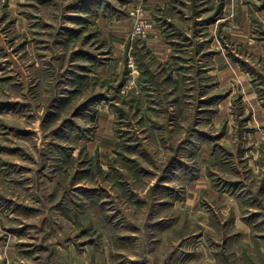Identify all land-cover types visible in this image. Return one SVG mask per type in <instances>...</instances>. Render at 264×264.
I'll return each instance as SVG.
<instances>
[{"label":"rangeland","instance_id":"1","mask_svg":"<svg viewBox=\"0 0 264 264\" xmlns=\"http://www.w3.org/2000/svg\"><path fill=\"white\" fill-rule=\"evenodd\" d=\"M0 264H264V0H0Z\"/></svg>","mask_w":264,"mask_h":264},{"label":"built area","instance_id":"2","mask_svg":"<svg viewBox=\"0 0 264 264\" xmlns=\"http://www.w3.org/2000/svg\"><path fill=\"white\" fill-rule=\"evenodd\" d=\"M151 26L152 23L147 20L139 21L134 27V32L136 34H145L147 32V28Z\"/></svg>","mask_w":264,"mask_h":264}]
</instances>
